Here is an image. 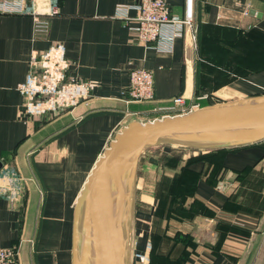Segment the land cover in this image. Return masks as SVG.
<instances>
[{
  "label": "crops",
  "instance_id": "1",
  "mask_svg": "<svg viewBox=\"0 0 264 264\" xmlns=\"http://www.w3.org/2000/svg\"><path fill=\"white\" fill-rule=\"evenodd\" d=\"M54 1L58 14L43 37L32 36L30 16L0 13V169L19 177L15 189L0 196V247H17L16 264H70L67 219L75 197L127 122L149 121L151 108L179 95L200 104L202 92L221 100L264 94V0H192L199 48L185 36L174 39L170 52L137 43L127 28L132 23L114 16L116 4L136 0ZM164 1L171 14L183 16L184 0ZM52 42L63 45L66 75L98 85L73 107L30 116L16 86L31 54ZM133 67L151 72L152 101L125 102ZM186 148L192 150L160 144L138 158L135 251L147 254L149 243L164 251L178 232L194 243L180 264H264V139L184 167L196 153ZM211 167L217 171L208 177ZM183 175L194 176L190 194L168 209L165 188Z\"/></svg>",
  "mask_w": 264,
  "mask_h": 264
},
{
  "label": "water",
  "instance_id": "2",
  "mask_svg": "<svg viewBox=\"0 0 264 264\" xmlns=\"http://www.w3.org/2000/svg\"><path fill=\"white\" fill-rule=\"evenodd\" d=\"M249 14L260 16L250 9ZM264 139V94L220 100L185 114L127 122L94 162L75 197L70 264H128L139 156L160 144L227 148Z\"/></svg>",
  "mask_w": 264,
  "mask_h": 264
},
{
  "label": "built area",
  "instance_id": "3",
  "mask_svg": "<svg viewBox=\"0 0 264 264\" xmlns=\"http://www.w3.org/2000/svg\"><path fill=\"white\" fill-rule=\"evenodd\" d=\"M133 9V16L128 10ZM0 13L26 14L31 17L33 37H43L49 29V19L58 14L54 0H0ZM114 16L122 19L137 43L152 46L160 52H170L174 39L187 37L195 48L196 27L192 24V0H184L183 16L171 14L164 0H136L132 5L116 4ZM68 60L63 45L52 42L45 50L33 52L28 60V70L23 82L16 88L22 96V107L30 116H41L75 106L90 96L97 87L94 80H78L66 75ZM125 102H148L153 99L152 74L143 67L128 71ZM204 98V96H202ZM200 106L198 101L186 103L175 96L168 103L151 108L153 117L185 114ZM19 177L0 169V196L15 189ZM16 246L0 247V264H16Z\"/></svg>",
  "mask_w": 264,
  "mask_h": 264
},
{
  "label": "trees",
  "instance_id": "4",
  "mask_svg": "<svg viewBox=\"0 0 264 264\" xmlns=\"http://www.w3.org/2000/svg\"><path fill=\"white\" fill-rule=\"evenodd\" d=\"M198 48H199V44H198ZM205 57H206V55H205ZM232 77L233 76L226 78V80L228 81V80L232 79ZM236 147H238V146L227 147V148L195 149L198 152L190 155L188 158L185 159L184 167L187 164H190L192 162H195V161H198L201 159H205L209 155H221L225 151L234 149ZM216 171H217V167H211L208 177L209 176L213 177ZM237 175H239V174H237ZM193 178H194V176H192V175H188V176L183 175L180 178L181 183H178L177 178H175L174 180L172 179L173 181L170 183V185L167 188H165V189H167V195L169 196V200H170L167 203L168 209L170 208L171 201L173 199H175L178 196L180 197V199H182L186 195L190 194L191 188H190L189 183H190L191 179H193ZM196 178H197V175H195V179ZM192 203L193 202L190 203V206H192ZM197 205L200 206L199 204H197ZM22 206H23V203H22ZM155 213L157 214V211H155V209H154L153 214H155ZM151 235H152V226H151V229H150L149 234H148L149 240H150ZM171 242L172 243H171L170 247H168L164 251H158L157 245H155V244L153 245V244L149 243V248H148V251L146 254L147 264H180V262L183 260L184 255H186V253H188L187 247L194 245L189 234H180L178 232L174 233V235L172 236ZM180 245L182 246L181 251L178 255H176L173 250L176 249L177 247H180ZM12 246H14V245H12Z\"/></svg>",
  "mask_w": 264,
  "mask_h": 264
},
{
  "label": "rangeland",
  "instance_id": "5",
  "mask_svg": "<svg viewBox=\"0 0 264 264\" xmlns=\"http://www.w3.org/2000/svg\"><path fill=\"white\" fill-rule=\"evenodd\" d=\"M197 30L195 32V46H197ZM205 92H202L201 95L204 96L205 99H203L201 102H200V106H203V105H206V104H210V103H213V102H217V101H220L221 99L219 97H216V96H213L212 94H204ZM199 95V96H201ZM201 96V97H202ZM145 122V121H143ZM186 150L190 151L191 149H187ZM196 153L198 151H196L195 149H193ZM192 151V150H191ZM137 190L138 188L135 190L134 188V192H133V205H132V211H131V218H130V225H131V230H130V242L132 244V248H131V252H130V258H129V263L128 264H147V256L144 252H138V251H135V242H136V239L137 237L135 236V234L133 233V226L136 225L138 223H140V221L137 220V218H139V216L136 217V215H134V205L136 204L137 208L139 207L138 204H139V196L137 195ZM139 193V192H138ZM136 200V201H135ZM39 210V209H38ZM38 210L35 209L34 211L36 212L35 214V219L32 221L34 224V228L33 229H36L38 230L37 228H39V224H40V219H39V216H38ZM68 222H67V238H68V244H69V238H70V228H71V215L68 216ZM32 229V236L34 235V231ZM31 237V236H30Z\"/></svg>",
  "mask_w": 264,
  "mask_h": 264
},
{
  "label": "bare ground",
  "instance_id": "6",
  "mask_svg": "<svg viewBox=\"0 0 264 264\" xmlns=\"http://www.w3.org/2000/svg\"><path fill=\"white\" fill-rule=\"evenodd\" d=\"M132 246V244H131V242H130V239H129V252H131V247Z\"/></svg>",
  "mask_w": 264,
  "mask_h": 264
}]
</instances>
